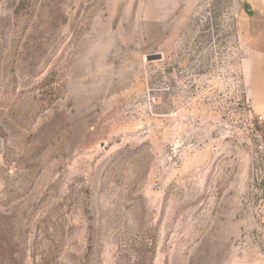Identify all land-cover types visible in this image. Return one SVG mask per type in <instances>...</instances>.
Listing matches in <instances>:
<instances>
[{"label": "rangeland", "instance_id": "obj_1", "mask_svg": "<svg viewBox=\"0 0 264 264\" xmlns=\"http://www.w3.org/2000/svg\"><path fill=\"white\" fill-rule=\"evenodd\" d=\"M244 1L0 0V264H264Z\"/></svg>", "mask_w": 264, "mask_h": 264}, {"label": "crops", "instance_id": "obj_2", "mask_svg": "<svg viewBox=\"0 0 264 264\" xmlns=\"http://www.w3.org/2000/svg\"><path fill=\"white\" fill-rule=\"evenodd\" d=\"M242 34H250L255 54L245 67L253 106L264 113V0H245L239 12Z\"/></svg>", "mask_w": 264, "mask_h": 264}]
</instances>
